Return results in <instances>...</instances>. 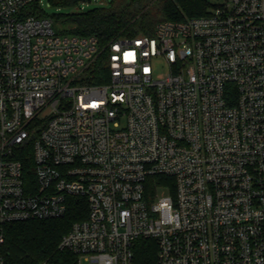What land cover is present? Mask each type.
Here are the masks:
<instances>
[{
    "label": "built area",
    "instance_id": "2783aa9c",
    "mask_svg": "<svg viewBox=\"0 0 264 264\" xmlns=\"http://www.w3.org/2000/svg\"><path fill=\"white\" fill-rule=\"evenodd\" d=\"M41 4L0 0V264L6 225L73 199L88 214L60 247L77 264H135L140 239L157 264H264V0L104 46ZM156 175L173 182L150 192Z\"/></svg>",
    "mask_w": 264,
    "mask_h": 264
},
{
    "label": "trees",
    "instance_id": "16d2710c",
    "mask_svg": "<svg viewBox=\"0 0 264 264\" xmlns=\"http://www.w3.org/2000/svg\"><path fill=\"white\" fill-rule=\"evenodd\" d=\"M80 0H50L55 4L79 6ZM211 3L207 0H110L108 5H96L69 13H57L52 18L55 29L62 34L95 36L100 46L120 37L152 34L158 22L185 20L206 15ZM43 10L35 13L43 16ZM186 15L188 17H186ZM55 25V24H54ZM93 82H104L108 68L105 58L95 64ZM173 182V178L152 176L148 190ZM85 201L73 199L68 213L61 218L33 219L13 222L5 227L2 246L6 264H77L78 256L60 247V242L73 223L87 217ZM135 264H157V245L153 239H140L135 252Z\"/></svg>",
    "mask_w": 264,
    "mask_h": 264
},
{
    "label": "rangeland",
    "instance_id": "374dc122",
    "mask_svg": "<svg viewBox=\"0 0 264 264\" xmlns=\"http://www.w3.org/2000/svg\"><path fill=\"white\" fill-rule=\"evenodd\" d=\"M207 1H209L211 5H213L209 9L211 10L215 5L220 4L224 2L225 0H207ZM109 3H110V0H80L79 6H72V5H67V4H55V3L50 2V0H42L41 8L44 11L43 16L53 17L57 13H69L73 11H78L80 10L81 6H84L85 9H89L96 5H101V4L108 5ZM186 17L188 16L186 15ZM54 24H55L54 25L55 27L56 23ZM158 70L159 72H163L166 70V67L164 66V64L159 65ZM158 194L159 196L168 195V191L166 188L161 187L158 190Z\"/></svg>",
    "mask_w": 264,
    "mask_h": 264
}]
</instances>
